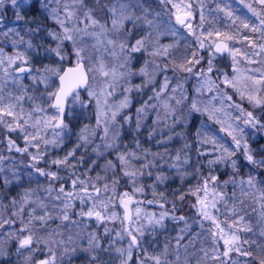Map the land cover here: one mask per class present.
Wrapping results in <instances>:
<instances>
[{"label":"snow or ice","instance_id":"6c2138e0","mask_svg":"<svg viewBox=\"0 0 264 264\" xmlns=\"http://www.w3.org/2000/svg\"><path fill=\"white\" fill-rule=\"evenodd\" d=\"M239 2L252 13L253 20L236 15L230 3L225 0L223 6L217 5L215 11L224 14L223 19L227 21L228 30L205 29L206 18L201 8L199 24L201 31L197 35L191 24L193 16L191 4L182 5L173 3L172 0H160L161 4L171 5V8L175 9V12L169 11V15L174 17L175 25L187 29L191 35L196 37L198 45L197 49L183 58V62L177 64L175 60H172L173 66L191 74L192 77L201 78L195 87L197 94H203L204 90H207L212 93L211 101L219 99L222 105L227 102V107L238 113L235 116L227 114L233 123L225 124L217 115L224 112L223 106L217 108L210 103L202 108L196 98L189 99L182 84H177L169 90V80L165 77L159 89L153 88L148 101L136 110L135 128L139 130L141 120L145 115L149 111H155L158 107L164 110L163 120L170 130L178 125L183 127L187 116L180 110L185 106L189 114L192 112L206 114L209 120H215L221 125V131L231 136L233 148L218 145L214 137L206 134H203L200 143L212 144L213 150L219 152V155L207 161L209 169L214 164L227 163L232 167L233 175L230 179L221 181L220 177L212 171L204 175L197 168L195 175L198 177V182L188 189V193L195 198L192 207L196 209L201 229L204 227L203 222H209L212 226L207 230L214 242L211 259L220 260L215 244L222 239L226 248L222 253L223 257H229V253L234 251L241 256L252 257L256 264H264V245L252 241L258 249L254 255L253 251L244 249L243 246L249 244V241L247 239L241 241L239 235L242 231H252L250 222L245 220L247 213L244 199L237 197L235 190L231 195L224 191L229 184L233 186V189L238 186L242 197H248L259 204L260 221L264 222V180H258L251 172L247 179L241 177L237 180L239 168L237 160L232 158L236 155V150H241L244 159L252 166L253 171L264 170V154L257 157L255 150L243 135L244 128L239 122L242 121L243 125L253 129H264V123H261L253 112L246 111L241 104L236 103L226 91L231 88L241 100L246 99L255 107H264V0H252L249 3L239 0ZM8 3L14 9L16 20L25 21L26 34L32 36L41 32L40 24L27 27L30 22L25 20L21 13V9L29 3V0H0V26L3 22V9ZM100 3L101 0H92L91 4L89 0H41L46 18L54 25V27L43 28L48 39L52 41L43 46L44 52L54 57V61L41 67H33L31 58L27 54L28 50L39 51V47L34 45L31 39L25 40V37L15 28H9L0 33V36L10 37L14 47L20 44L25 45V51L17 50L12 55L5 54L3 48H0V128L5 130L6 135L15 132L18 136H22L23 147L8 135L7 150L28 157L27 167L32 170L28 175L31 176L34 173L45 177L48 185L44 188V192L51 198L47 203L39 198L33 200L32 193L26 190L19 200L12 198L10 202V207L16 209L13 216L20 220L22 227L16 233H8V239H15L17 253H21L24 249L28 250L29 256L25 258L26 264H57V256L51 244L63 246L61 259L69 252H76L75 246L69 247L73 243V236L69 235L66 241L63 238L55 239L56 236H62L59 229L65 222L68 225L78 226L77 221L72 219L70 214L76 207V201H79L81 207L74 215L79 218L94 217L97 223L120 220L121 228L117 236L120 239L127 238L128 245L127 248H115L120 256L119 264H129L133 249L141 248V240L145 232L154 233L157 228L165 227L166 219L183 221L185 227L181 229L182 234L191 228L185 217L176 216L175 203L172 204L171 210L166 208L167 201L162 193L160 199H156L157 194L153 190L154 199L147 201L149 205L159 204L162 209L159 214L145 212L141 208L144 202L134 199L136 193H143L142 186L135 187L131 195L128 192L115 194V186L119 183L115 171L117 165L122 174L135 184L136 178L144 175L145 169L153 167L159 156L158 153H153L150 160L148 151L140 147L138 140L135 143L139 153L129 151L126 146H124V151L120 150L119 141L124 124L132 121L131 116L121 115L124 109L131 106L128 94L133 89L139 92L154 84L156 71L167 69V64L161 66L157 65L154 60H146L143 66L133 71L132 62L135 54L146 52L149 56H163L171 59L169 50L176 45L159 43V36L165 34L160 30L161 25L158 22L160 13H153L150 8L146 7L145 0H113L110 5L104 4L103 7H98ZM105 10L106 15H98L99 12ZM175 25L170 20L166 32L176 35ZM137 30L143 34L132 42L133 33ZM213 37L215 38L212 39ZM205 49L209 52L206 61L207 68L200 67L194 72L193 69L205 60V57L200 54ZM69 50L71 56L74 57V65L65 68L64 64L70 58ZM225 53L232 60L231 75L223 69H216L213 63L216 56ZM241 64L258 65L259 67L241 68L239 67ZM214 70L216 71L215 79L210 75ZM25 76L30 80V84L23 82ZM133 76H139L141 83L132 85ZM221 85L225 86L224 90H221ZM118 88L121 89L122 99L119 102L109 103V98L115 95ZM82 91L86 93L87 100L82 99ZM165 93L169 94L165 96ZM153 100L159 101V104L149 103ZM25 103L28 104V108H25ZM92 104H95L96 110L95 126L83 125L76 134L73 147L66 150L62 157L49 158L50 148H62L66 138H70L73 133L66 116L73 115L76 106L84 110ZM161 119L160 112L156 111V122H160ZM236 133L240 135L237 136ZM152 134L153 130L150 129V136ZM173 134L181 135L179 132ZM196 135L201 137L202 133L198 131ZM97 139L100 140L99 144L95 142ZM171 139L172 136H169V140ZM187 147L185 143V148ZM78 150H80V155H78ZM89 151L95 153L97 158L107 151L116 153V163L108 160L105 167V171L111 169L113 172L111 189L108 177H101L97 174L96 182H94L91 177L87 176L92 166H95V160L90 162V166L84 172L77 174L78 166L84 165V156ZM207 154L209 153L197 150L198 156ZM6 159L8 158L0 155V185L4 187L21 179L15 165L5 168ZM173 159L174 163L170 167L178 170L191 162L187 152H184L182 156L179 150ZM134 161H139L140 166L137 167ZM41 164L44 166L41 167ZM53 167L55 171L52 170ZM61 170L70 173L65 181L70 185V190H65L64 183L56 186L57 181L64 180V177L60 175ZM147 174L152 175L151 171ZM181 175L184 176L187 173ZM82 176L85 178L82 179ZM157 179L163 181L165 177L158 175ZM53 192L56 193L54 197H52ZM102 192L106 199L101 197ZM109 192L113 195H108ZM179 199L183 200L184 194ZM85 205H88L87 209ZM132 205L134 207H131ZM117 206L123 208L122 217H119L116 211H110V207ZM221 208L224 209L223 212ZM255 210L253 208V211ZM54 212L57 215L54 216ZM53 220H59L60 224L56 229L49 231V221ZM13 223L15 220L11 217H0V230L4 229L6 224L12 225ZM111 231L112 229L105 226L104 235H109ZM260 234L264 237V228ZM77 235L79 236V233ZM182 239L183 235L176 238L177 249ZM41 244L47 248L48 258L32 262L31 254L38 250L36 246ZM112 246L113 242L110 241L108 247ZM168 249L167 243L158 254H147V250L144 249L146 255L138 259V264H173L168 259ZM83 250L89 253L92 264H97L95 255L97 250L107 251L108 249L103 248L101 238L96 233H87V247ZM201 251L205 256L209 255L206 250L201 249ZM5 254L0 250V256ZM176 259L178 260L179 257L177 256ZM221 264H227V261H222Z\"/></svg>","mask_w":264,"mask_h":264},{"label":"rangeland","instance_id":"374dc122","mask_svg":"<svg viewBox=\"0 0 264 264\" xmlns=\"http://www.w3.org/2000/svg\"><path fill=\"white\" fill-rule=\"evenodd\" d=\"M38 0H29V3L26 4L22 9L21 13L24 15L25 20L29 19L28 16V11L31 8L32 5L36 6L39 4V9L40 13L46 14L45 10L41 6V0L37 2ZM150 1V4L147 3ZM156 2L158 5V10L155 12H159L160 16L158 17V22L161 25V31L165 32L164 35L159 36V43L161 45H170V44H175L176 41H179L185 37L188 36L190 33L187 29L182 28L180 25H175V20L174 17H171L169 15V11L171 8H169L171 5H163L160 3V0H145V6L148 8H152V2ZM113 2V0H101V3L104 4H109ZM173 3L176 4H191L192 5V19H191V24L192 28L196 30L197 35H199L201 29L199 27L200 24V10L203 8L204 15H205V24L204 28L205 29H212V30H223L227 31L228 29L226 28L227 21L223 19V13L216 12L215 9L218 4L223 6L225 0H172ZM228 3H230L232 9L235 11L236 15L241 16L242 18H248L249 20H253L254 17L252 16V13L243 5L239 2V0H227ZM252 2V0H245V3ZM92 1L90 2V4ZM258 7L257 5H254ZM10 9V10H9ZM42 10V11H41ZM153 10V9H152ZM172 12H175V9H172ZM11 12L10 15H5V13ZM154 12V13H155ZM98 15H106V10L99 12ZM42 22H39L37 24H40L42 26V30L40 33L43 35L38 36V47L39 51L34 52L32 50H28V55L31 58V64L33 67H41L42 65L49 64L54 61V57H52L50 54H46L44 52V45L52 43L50 39L46 36V33L43 31L44 27H54L52 22L48 20L46 17L41 19ZM171 20L172 24L175 25V28L177 29V34L172 35L168 34L166 32V28L168 25V22ZM25 21H17L15 14H14V9L11 7L10 3L6 4L5 8L3 9V22L2 26H0V33L4 32L6 29L9 28H15L18 31H20L21 35L25 37V40L31 39V37H28L27 35L23 34L21 31V27H24ZM142 33V32H141ZM143 34V33H142ZM255 36L256 34H252ZM193 43L196 45V49L198 48V45L196 43V37L191 35ZM213 37L212 39H214ZM32 43L34 45H37L32 39ZM37 41V40H36ZM192 43V44H193ZM176 45V44H175ZM0 48H3L4 53L7 55H12L15 53V51H25V45L20 44L17 46H13L11 43V38H5L3 36H0ZM173 48L169 50L170 54L172 52ZM246 50V49H245ZM205 57V60L202 62L201 65H197L196 68L193 69L195 72L197 69L200 67H204L205 69L207 68V58L209 56V52L207 49L203 50L201 53ZM69 61L64 64H74V57L71 56V52L69 50ZM150 57L148 53L146 52H141V53H136L135 54V59L133 60V71L138 70L139 67L143 66L144 61L148 60L150 61ZM153 57V56H152ZM163 56H155L153 58H159ZM157 65L163 66L164 63L157 61L156 59H153ZM206 63V64H205ZM213 63L215 65L216 69H223L224 71H227L229 75H231V65H232V60L231 58L227 55V53L223 55H218L215 57L213 60ZM239 67L244 68V67H259L258 65H247L245 66L244 64L239 65ZM150 70L151 67H150ZM159 70L156 71L155 78L159 74ZM213 79L216 78V71L214 70L213 73L210 74ZM179 79L175 81H170L168 84L169 90L173 87H175L177 84H182L184 87L183 89L186 91L188 87V83L190 80L194 79L193 83V93H192V98H196L199 101V106L204 107L211 104H214L217 108H220L223 106L224 112L223 113H218L217 115L219 118L225 122V124H232L233 120L231 117L227 114H231V116H235L238 113L235 112L233 109L227 107V102H224L223 105L221 102L218 100L216 101H211L210 97L212 93H209L207 90H204L203 94H197L195 92V87L198 85L199 81L201 78L199 77H192L191 74L185 73L182 71L181 76L178 77ZM180 80V81H179ZM25 84H30V80L25 76V79L23 81ZM123 83V82H121ZM141 83V78L139 76H133L131 78V84L136 85ZM95 86V85H94ZM224 85H221V90H224ZM159 89V88H158ZM133 91V90H132ZM132 91L128 94L129 99L131 103L133 102V97L130 95ZM227 94L231 95L233 100L236 103L241 104V106L246 110V111H251L253 112V115L260 120V117L262 113L264 114V107H255L252 104H250L246 99L241 100L237 94H234L233 90L231 88H228ZM169 93H165L164 95L167 96ZM81 97L82 99L87 100L88 97L85 92H81ZM122 99L121 95V89L118 88L116 90V93L114 96L109 98V103H114V102H119V100ZM153 103L159 104V101L153 100ZM25 108H28V104L25 103ZM127 109V108H126ZM124 109L123 112L126 110ZM157 111L160 112L161 117L163 118V109L158 107ZM148 114V113H147ZM68 122H70V125L73 129V133L70 138H66V141L63 145L62 148L60 149H53L50 148L49 150V158H55V157H62L64 155V152L71 147L74 146L76 142V134L79 132V129L85 125L89 124V122L93 123L92 127L95 126L96 124V110H95V104L90 105L88 108L81 110L79 106H76V110L73 115L67 116L66 119ZM209 122H206L205 126L203 129L200 131L202 133V136L199 137V140L203 138V134H206L208 136L214 137L217 141L218 145H224L228 148H233V142L231 136H229L226 132L221 131V125L216 123L215 120H209ZM261 121V120H260ZM241 126L244 128L243 135L246 137L247 142L251 145V135L254 133H259L262 136H264V129L256 128L253 129L250 126L243 125L242 121H240ZM263 123V121H261ZM76 132V133H75ZM11 136L12 139L16 141L18 145L21 147L24 146V141L22 139V136H18L17 133L13 132L8 134ZM8 135L5 134V130L3 128H0V155H3L7 157L4 161V166L5 168H8L12 165L16 166L17 171L21 175L20 181L13 183L11 185H8L7 187H4L0 185V217L3 218H12L15 220V223L12 225H5L4 229L0 230V250L5 252L6 254L3 256H0V264H26V257L29 256V252L27 249L21 250V253H17V243L15 239H8V233H16L21 227V223L19 219H16L15 216H13V212L16 211V209L10 207V202L12 198H16L17 200L20 199L21 195L27 190L32 193V199L35 200L37 198L43 200L44 202H48L51 198L48 196L47 193L44 192V188L47 187L48 181L45 177L38 176L33 173V175L29 176L28 173L31 172L32 170L27 167L29 164L28 157L26 155H21L20 153H16L15 151L9 152L6 147V140L8 138ZM98 135H102V133H98ZM237 136H239V133H236ZM97 144L100 143V140L97 139L95 141ZM202 151L209 153V158L213 159L216 155H219L218 151L213 150V145L212 144H201ZM252 149L253 146L251 145ZM259 149V148H258ZM109 151L105 152L108 153ZM257 157L262 153V151L255 150ZM104 153V154H105ZM79 154V150H78ZM242 155L241 150H236V155L232 157L233 159L237 160V155ZM80 155V154H79ZM100 156L99 158H101ZM97 158V160L99 159ZM244 158V157H243ZM259 158V157H258ZM44 165L41 164V167ZM90 166V164L85 167V163L82 167L78 166L77 168V174H80L81 172H84L85 169H87ZM230 164L224 163V164H214L211 169H209L208 163H206V168H207V174L209 171H212L213 174L219 175V171L222 170H227L230 168ZM94 166H92L93 170ZM119 168V169H118ZM118 170L117 172L119 174H122L120 167L118 165ZM53 171H55V167L52 168ZM91 170V171H92ZM118 174V175H119ZM60 175L64 177L63 181H57L56 186L58 187L61 183H64L65 190H70V185L65 183V181L68 179L70 173L65 170L60 171ZM88 177H91L94 182L95 177L97 176L96 172L95 174H91L90 172L87 173ZM101 176V175H100ZM82 179L85 177H81ZM122 178L121 176H118L117 179L120 180ZM140 176L136 178V183L133 184L129 179L128 181L124 184L123 182H120L121 184H118L115 186V194H122L124 192H128L130 195L133 193V190L137 186H142L139 182ZM237 180L240 179V177H236ZM258 180H262L261 178H257ZM98 186H99V182ZM125 186L122 188V190H119V186ZM25 186V187H24ZM259 186V185H258ZM109 188H112V184L109 185ZM228 188V187H227ZM235 190L236 196L244 199L245 201V212L247 215H245V220L249 221L252 227L251 232H240V238L241 241L244 239H247L249 241V244H245L243 247L244 249H248L253 251L254 255L258 252V249L256 248V244L264 245V237L261 236V230L264 228V222L260 221V208L259 204L255 203L252 199L248 197H242L239 187L237 186L235 189H233V186L230 184L229 189H224L229 195ZM91 191V189H89ZM142 193H136L134 199L140 200L138 197H140ZM56 195L55 192L52 193V197ZM108 195H113V193L109 192ZM101 197L106 199L105 194L102 192ZM154 197H151L150 200H153ZM160 199V197L156 198ZM166 201H170L166 203V208L171 210V206L173 203V200L171 198L165 199ZM148 199L141 204V208L148 213H157L159 214L162 209L159 207V204H147ZM163 202V201H162ZM59 204V202H55ZM175 205H176V216H183L185 217V220L187 223L191 226L190 230L187 231L186 233L182 234L181 229L185 227L183 221H173L171 219H166L164 221L165 227L163 228H157L154 233L151 232H145L142 240H141V248L139 250L133 249L132 253V258L129 261V264H138V259L143 258L146 253L144 249L147 250V254H152V253H159L163 249V245H157L158 241L161 236H163L164 239H167L170 242H167L169 245L168 249V259L173 262V264H221L222 261H227V264H254L251 262L252 257H245L241 256L236 252H231L229 253V257H223L222 253L226 250L225 246L223 245V240L219 239V242L215 244L216 252L220 254V260H214L211 259L210 257L213 254V247H214V242L211 239V237L208 234V229L212 227L209 222H203V229L199 226L200 224V219L197 215L196 209L192 207V204L195 203V198L192 195H188L185 197L183 200H180L181 207H178V204L175 200ZM76 207L72 210V219L77 221L78 226H72L68 225L67 222H65L64 225H62L59 229V231L62 233V236H56V240H60L63 238L65 241L67 240V237L69 235L73 236V243L69 245V247L75 246L77 248L75 253L69 252L67 255H63V259H61V256L63 254V246H57L56 244H51L50 246L52 247L53 251L56 253L57 256V264H92L91 262V257L88 252L84 251L87 247V233H96L100 238H101V243L103 248L108 249L107 251H102V250H97L95 255L97 256V264H119L120 261V256L119 254L115 251V248H127L128 245V240L127 238L120 239L117 236V232L120 231L121 225H120V220L116 219L115 221H106L105 223H97L95 218H79L74 215L75 212H78L81 205L79 201L75 202ZM184 204V207H182ZM85 209H87L88 205L84 206ZM131 207H134L132 205ZM253 208L256 210L253 211ZM114 210L118 213L119 217L123 216V208L122 207H110V211ZM224 209L221 208V212H223ZM189 213H193L192 215H188ZM53 215H57L56 212L53 213ZM219 215V214H217ZM221 219L223 217L221 216ZM26 221V217H25ZM143 223V221H141ZM60 224L59 220H53L49 221V231L56 229L57 225ZM107 226L109 229H112V231L109 233V235L105 236L104 235V228ZM223 226V224H222ZM81 229V232L79 236L75 234L74 228H79ZM214 230V229H213ZM227 231V229H225ZM86 233V234H85ZM198 234V235H197ZM179 235H183V239H186L185 244L186 245H180V247L177 249L176 247V239ZM174 238V239H172ZM180 240V242L182 241ZM113 242V246L111 248L108 247L109 242ZM191 241V242H190ZM252 241H255L256 244H253ZM38 250H36L34 253L31 254V261L36 262L42 259L48 258V252L47 248L43 244L36 246ZM195 247H198V250H196ZM201 249L206 250L208 252V256L204 255V252L201 251ZM74 255V258L72 259L71 256ZM177 256L179 259L177 260Z\"/></svg>","mask_w":264,"mask_h":264},{"label":"trees","instance_id":"16d2710c","mask_svg":"<svg viewBox=\"0 0 264 264\" xmlns=\"http://www.w3.org/2000/svg\"><path fill=\"white\" fill-rule=\"evenodd\" d=\"M91 1L92 0H89V2ZM37 2H39V0ZM147 3L150 4V1ZM156 4L157 3L155 1L152 2V6L154 7H152L151 10L153 9V13L158 10V8H156L158 7V5ZM98 7H103V4L100 3ZM169 8H171V6ZM170 11H173L172 8ZM10 14L11 12L5 13L6 16ZM28 16L29 19H27V21H29L30 23L27 25V27H33L35 24L42 22L41 19L43 17L45 19L46 14L42 15L40 13L39 4H37L36 6H31L28 11ZM21 29L23 30L21 31L23 34L27 35L28 37H31V39L37 44V46L39 45L37 38L40 34L43 35L42 33H39L38 35L29 36L28 34H26V26L21 27ZM141 35L142 33L139 30L134 31L133 36L131 38L132 42H134V40L136 38H139ZM191 37L192 36L189 33L187 37L175 42L176 47L173 48L170 54L171 59L166 57H150V61L156 59L157 61L167 64V69L159 72L158 76L155 78L154 84L149 85L148 87L144 88L142 91L139 92L133 89L132 93L130 94L133 97V102L131 103V106L121 114H127L131 116L132 121L131 123L124 124L122 136L119 141L121 144L120 150L124 151V146H126L129 151H137L139 153V150L136 148L135 143L138 140L140 147L148 151L150 160L152 159L151 154H159V156H157L154 162V166L150 169H145L144 175L140 176L139 182L142 185L144 191L138 198L141 199L143 202H145L147 199L150 200L151 197H154L153 190H155L157 194L155 198L160 197V194L162 193L165 199L171 198V200H173V203L176 200L178 207H181L179 197L182 194H184V198L188 195L190 196L191 194L188 193V189L195 186L198 182V177L195 175V170L199 168V171L202 174L207 175L206 163L208 161L209 155H197V150L200 149L202 151V147L199 137H197L196 135L198 131L200 132L203 129V127L206 125L205 123L209 122L206 114L197 112H192L189 114L187 107H182L180 111H182L187 116V120L185 121L184 126L181 127L178 125L174 129L170 130L169 127L166 126L163 118L160 122H156V109L155 111H149L148 114L145 115V117L141 120V127L139 130L135 128V121L137 119L136 110L141 108L142 105L146 101H148V97L152 95L153 88L158 90L159 86L163 84L165 77H167L170 81H175L179 79L178 77L181 76L182 71H180L178 68H175L171 61L175 60L176 63L179 64L183 62V58L186 55L190 54L193 50L196 49V45L195 43H193ZM193 81L194 79L190 80V82L188 83L189 88L186 90V94L188 95L189 99H192L194 86ZM149 103H153V101H150ZM177 114L179 115L180 113L178 112ZM260 120L264 123L263 113L260 117ZM89 124L92 125L93 123L89 122ZM150 129L153 130V134L151 136ZM175 132H179L181 133V135L175 136L173 134ZM169 136H172L171 140H169ZM250 141L251 145L253 146V148H255V150L260 149V151H262L260 155L264 154V136L259 133H254L253 135H251ZM185 143H187L188 145L187 148H185ZM178 150L181 151L182 156L184 152H187L191 161L190 164L181 167L179 170L177 168L170 167V165L174 163L173 158L175 157ZM93 160H95L96 164L93 170L90 171V173L95 174L96 172V174L101 175V177H108V183L109 185H111V178L113 172L111 169L105 171V167L106 161L108 160L112 161L114 164L116 163V153L113 151H109L97 160L96 154L89 151L88 154L84 156L85 167H87ZM134 163L137 167L140 166L139 161H134ZM237 166L239 168V174L237 175L238 178L242 177L244 179H247L248 174L251 172V174L255 175L257 178H261L262 180H264V170L256 169L255 171H253L252 166L249 165L247 161L243 158V156L239 154L237 155ZM117 168L118 165L115 169L117 173L116 179L118 176L122 175V178L120 180L117 179L119 181L118 184H121L120 182L126 183L128 181V177L124 176L123 174H119L117 172L119 168ZM149 171H151L152 175L147 174ZM185 172L187 173V175L182 176L181 174ZM219 173L220 174L218 176L220 177L221 181L228 180L233 175V169L232 167H230L227 170L219 171ZM158 175L164 176L165 179L163 181L158 180ZM123 187L125 186L121 185L118 188L119 190H122ZM229 187L230 184L226 189H229ZM182 207H184V204ZM192 214L189 213L188 215ZM74 230L75 234H80L81 232L80 227L74 228ZM167 242H170L171 244V241L164 239L163 236H161L157 245H163ZM185 242L186 239L182 240L180 242V245H186ZM195 248L196 250H198V247ZM71 258L73 259L74 255H72ZM251 262L256 264V261L254 259H251Z\"/></svg>","mask_w":264,"mask_h":264},{"label":"water","instance_id":"95a60500","mask_svg":"<svg viewBox=\"0 0 264 264\" xmlns=\"http://www.w3.org/2000/svg\"><path fill=\"white\" fill-rule=\"evenodd\" d=\"M70 66H73V65H67L65 68L70 67Z\"/></svg>","mask_w":264,"mask_h":264}]
</instances>
